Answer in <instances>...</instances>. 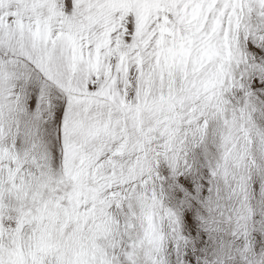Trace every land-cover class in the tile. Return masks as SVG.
<instances>
[{"label": "snow or ice", "instance_id": "obj_1", "mask_svg": "<svg viewBox=\"0 0 264 264\" xmlns=\"http://www.w3.org/2000/svg\"><path fill=\"white\" fill-rule=\"evenodd\" d=\"M0 264H264V0H0Z\"/></svg>", "mask_w": 264, "mask_h": 264}]
</instances>
